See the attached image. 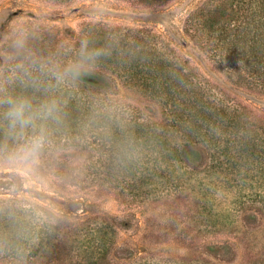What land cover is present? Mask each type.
<instances>
[{
	"label": "rangeland",
	"instance_id": "1",
	"mask_svg": "<svg viewBox=\"0 0 264 264\" xmlns=\"http://www.w3.org/2000/svg\"><path fill=\"white\" fill-rule=\"evenodd\" d=\"M207 1L0 0V77L13 78L10 92L36 104L55 98L64 110L59 123L47 122L50 144L37 166L0 161V202L15 201L56 228V247L41 253L32 245L20 264H264L263 163L250 173L212 164V147L118 63L103 70L111 80L78 78L80 104L73 80L40 74L36 89L21 72L34 61L63 67L80 39L117 34L132 43L118 50L145 83L157 79L141 63L161 56L245 98L187 32L188 17ZM258 100L249 104L264 112ZM97 170L102 183L94 184ZM96 229L103 238L89 249Z\"/></svg>",
	"mask_w": 264,
	"mask_h": 264
},
{
	"label": "trees",
	"instance_id": "2",
	"mask_svg": "<svg viewBox=\"0 0 264 264\" xmlns=\"http://www.w3.org/2000/svg\"><path fill=\"white\" fill-rule=\"evenodd\" d=\"M186 26L187 32L229 81L245 91V98L239 99L238 95V98L227 97L161 56L159 60L145 59L141 63L153 71L152 75L157 79L145 83L144 76L134 73L136 67L130 56L118 50V47L129 48L132 43L117 34L106 38L99 33L90 39L89 36L80 39V45L87 42L90 51L101 53L84 75L111 80L103 70L118 63L117 67L121 65L124 72L126 69L139 87L150 92L154 99L156 96L163 99L172 120L187 123L186 126L196 132L204 145L212 147L209 154L212 164L221 166L228 161L231 170L241 171L246 166L245 172L250 173L257 168L255 162L264 164V112L249 104H260L258 99H264V0H208L190 14ZM79 52L71 54L70 59L77 60ZM118 56L123 58L122 61H114ZM176 68L181 71L179 84L173 81ZM32 76L41 78L40 73ZM73 81L75 103L80 104L77 91H80L81 83L78 79ZM83 86L86 85L83 83ZM179 107L186 108V111L180 112ZM94 174L98 178L92 183H102L99 179L102 172L97 170ZM30 217L28 210L15 201L0 202V264H20L23 260L20 257H27L33 246L41 253L49 245L56 247V228L47 220L34 222ZM98 233V229L88 233L93 235L86 244L89 249L99 244L102 235Z\"/></svg>",
	"mask_w": 264,
	"mask_h": 264
},
{
	"label": "clouds",
	"instance_id": "3",
	"mask_svg": "<svg viewBox=\"0 0 264 264\" xmlns=\"http://www.w3.org/2000/svg\"><path fill=\"white\" fill-rule=\"evenodd\" d=\"M99 55V51H90L87 42H82L78 59L63 67L58 62L37 64L34 61L31 69L21 67V72L27 77L28 84L39 89L41 83L38 77L32 76L33 71L58 83L76 80L90 70ZM12 79L0 77V161L34 167L40 163L42 153L50 144L47 122L59 123L60 105L55 98L36 104L27 95L10 92L7 85Z\"/></svg>",
	"mask_w": 264,
	"mask_h": 264
}]
</instances>
